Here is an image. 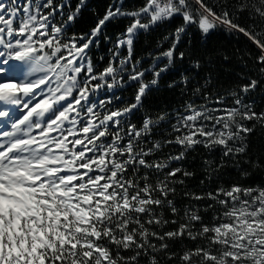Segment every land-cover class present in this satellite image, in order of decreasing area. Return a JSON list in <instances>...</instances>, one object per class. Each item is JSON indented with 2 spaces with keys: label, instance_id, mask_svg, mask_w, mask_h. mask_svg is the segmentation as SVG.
<instances>
[{
  "label": "snow or ice",
  "instance_id": "6c2138e0",
  "mask_svg": "<svg viewBox=\"0 0 264 264\" xmlns=\"http://www.w3.org/2000/svg\"><path fill=\"white\" fill-rule=\"evenodd\" d=\"M87 5L0 0V264H264V183L244 182L264 171V161L248 156L255 126L245 123L264 125V112L243 100L260 79L241 75L248 82L229 93L232 106L198 85L191 95L203 102H186L174 119L165 113L131 121L185 58L178 48L191 27L202 39L219 28L246 37L259 51L254 62L264 77V28L257 22L264 23V0H146L132 10L111 0L90 31L69 34ZM244 13L252 23H240ZM175 16L183 23L146 54L144 66L133 55L136 41ZM118 20L128 23L113 43L106 27ZM102 36L111 55L97 71L89 51ZM164 43L169 47L161 51ZM17 64L25 66L19 80L9 76ZM191 66L198 71L201 61ZM190 79L181 72L168 86L187 89ZM131 85L134 101L109 107L120 99L113 90ZM102 89L113 94L93 100ZM162 122L170 127L154 139ZM168 145L180 150L164 154ZM197 146L220 149L219 164L203 161L206 179L230 164L239 180L205 193L184 191L189 203L180 206L176 186L195 173L172 164ZM185 240L193 246L184 247Z\"/></svg>",
  "mask_w": 264,
  "mask_h": 264
},
{
  "label": "trees",
  "instance_id": "16d2710c",
  "mask_svg": "<svg viewBox=\"0 0 264 264\" xmlns=\"http://www.w3.org/2000/svg\"><path fill=\"white\" fill-rule=\"evenodd\" d=\"M111 0H88L87 8L82 12L81 17L76 21L70 30L71 32L82 33L88 32L95 26L98 17H102ZM146 0H124V7L128 10L136 9L145 4ZM236 0H227L229 5H232ZM73 6L76 0H72ZM206 3L213 5L215 0H206ZM218 11V9H216ZM248 13L240 19L242 25L250 24L252 21L246 19ZM257 22L260 28H264V23ZM127 20H118L109 23L106 27V32L111 41L114 43L117 39V34L123 32ZM183 23L180 16H175L170 21H166L158 26L154 31L147 35H141L134 45V57L142 60L144 66L149 63L144 59L149 51H152L158 41L162 40L169 32L174 31ZM112 43L106 41L103 36L100 37L98 47H92L89 55L92 58L93 64L97 71L102 70L108 64L110 57L109 48ZM169 44L164 43L161 51L168 48ZM186 53L183 60H176L175 68L164 74L160 79L158 87L154 88L149 95L144 99V107L131 117V121L139 125L145 115H151L153 118L161 114H168L182 109L186 102L195 100L201 102L198 97L191 95L192 89L198 85H204V91L210 92L213 97L227 96L233 91L238 83H247V79H241V75L250 78H259L260 83L254 91H251L247 96L243 97L245 103H251L254 111L257 113L264 112V77H259L258 65L255 64L254 58L259 55V51L246 37L240 35L228 34L221 30L211 32L207 38L202 39L200 32L195 28H189V35L185 36L183 42L179 45L178 52ZM127 55V52H123ZM227 55L229 59L225 61L223 56ZM100 57H104L103 60ZM199 59L201 67L197 71L192 68V61ZM210 61V63H209ZM191 77L187 89L182 85L177 84L176 87L170 88L168 85L172 81L180 79V73ZM211 74L212 79L205 84L207 76ZM136 86H129L123 90L117 91L115 96L120 99H114L110 106H123L126 103L134 101ZM249 127L255 126V130L247 137L248 156L253 160L259 159L264 161V125L257 121H245ZM171 146L167 147L170 148ZM164 148L162 151H164ZM160 153H157L159 155ZM205 159L213 160L216 164L220 162V153H209L208 150L197 146L195 150L190 151L183 161L173 163L172 166L182 164L188 171L194 172L192 177H185L184 185H177V203L180 206L189 203L183 197L184 191H191L197 194L207 191H214L217 187L223 185L230 186L232 183L239 180L237 169L230 164L225 165L220 169L219 173H213L211 179H206V173L203 170V161ZM248 167V165H244ZM204 183L201 184V181ZM245 183H264V171H255ZM192 203L205 206V201H192ZM184 247H192L193 242L184 241ZM174 248H179L181 245H173Z\"/></svg>",
  "mask_w": 264,
  "mask_h": 264
},
{
  "label": "rangeland",
  "instance_id": "374dc122",
  "mask_svg": "<svg viewBox=\"0 0 264 264\" xmlns=\"http://www.w3.org/2000/svg\"><path fill=\"white\" fill-rule=\"evenodd\" d=\"M58 19H59V17H58ZM217 30H221V31H224V32H226L225 30H223V28H219V29H217ZM226 33H228V32H226ZM229 34V33H228ZM252 43V42H251ZM253 44V43H252ZM124 51H126V50H122V52H124ZM148 79H151V76L149 75L148 76ZM131 86H133V85H131ZM129 87V86H128ZM125 88H127V87H125ZM125 88H123V89H125ZM123 89H114L113 91H114V93H116L117 91H119V90H123ZM113 93H110V92H108L106 89H102V90H100L94 97H92V99L93 100H100V99H104L106 96H108V95H112ZM223 97H225V103L226 104H228L229 106H232V97L230 96V95H227V96H223ZM203 101H201V102H196L197 104H200V103H202ZM109 107H112V106H109ZM114 107V106H113ZM180 112H183V108L182 109H180L179 111H175V112H171V113H168V117L170 118V119H174V117H175V114H177V113H180ZM15 114V113H14ZM15 115H17L18 116V114H15ZM20 115V114H19ZM170 127V125L169 124H166V123H161V125H160V128H159V135H155L154 134V136H153V138L154 139H160L161 138V136H163V130L165 129V128H169ZM4 130H10V128H7V129H4ZM169 146H171L170 148H167V147H169ZM167 147H165L166 149L163 151V153L164 154H167V153H169V152H172L173 154H175L176 152H178L180 149H179V146H176V145H168ZM199 147H202V146H199ZM203 148V147H202ZM205 149V148H204ZM207 150V149H206ZM220 153V149L219 148H217L215 151H213L212 153ZM161 154H159V155H157V156H160ZM173 163H176V162H173Z\"/></svg>",
  "mask_w": 264,
  "mask_h": 264
},
{
  "label": "bare ground",
  "instance_id": "6f19581e",
  "mask_svg": "<svg viewBox=\"0 0 264 264\" xmlns=\"http://www.w3.org/2000/svg\"><path fill=\"white\" fill-rule=\"evenodd\" d=\"M24 71H25V66H23V65H20V64H17L16 66H15V69H14V72H13V77H15L17 80H19V79H21V78H23V75H24ZM0 107H4V105H0ZM9 107V110L10 111H12L13 112V110H12V107L11 106H8ZM16 113V112H15ZM16 114H20L19 112L18 113H16ZM8 127H4L3 128V130L4 129H7Z\"/></svg>",
  "mask_w": 264,
  "mask_h": 264
}]
</instances>
